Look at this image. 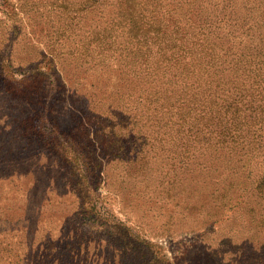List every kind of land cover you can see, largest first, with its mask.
Instances as JSON below:
<instances>
[{"label":"rangeland","instance_id":"1","mask_svg":"<svg viewBox=\"0 0 264 264\" xmlns=\"http://www.w3.org/2000/svg\"><path fill=\"white\" fill-rule=\"evenodd\" d=\"M81 1L0 0V51L10 55L0 61V264H264V150L191 143L188 155L183 142L139 126L137 76L62 49L65 6L81 11ZM262 1L166 3L184 21L208 13L225 42L230 34L236 46L264 47ZM109 12L73 13V23L84 16L82 31L66 34L65 48ZM175 27L167 22L166 33ZM41 58L43 68L56 65L28 102L11 92L13 80ZM77 133L71 146L83 154L98 214L73 174L66 136Z\"/></svg>","mask_w":264,"mask_h":264},{"label":"trees","instance_id":"2","mask_svg":"<svg viewBox=\"0 0 264 264\" xmlns=\"http://www.w3.org/2000/svg\"><path fill=\"white\" fill-rule=\"evenodd\" d=\"M80 5L81 11L79 6L77 11L65 6L67 14L59 31L62 49L82 63L122 67L135 74L139 79V126L153 127L156 133L152 134L161 139L183 142V146H188L184 154L188 155L195 144L199 149L237 143L243 151L264 150L260 141L264 127V47L252 43L236 46L230 34L225 42L226 35L208 26V13L197 21L188 18L186 22V17L177 12L180 6H171L166 0H84ZM110 7L115 11L112 16L109 12V17L91 27L90 36L83 40L82 32L73 49L65 48L69 37L66 34L76 37L82 31L84 16L73 23L74 14L104 13ZM3 13L11 19L17 17L8 9ZM172 21L181 35L178 29L166 33L165 26ZM9 57V53L0 51V61L7 62ZM43 59L37 61L35 68L26 70L20 81L13 80L17 83L10 84L17 88L11 91L14 95L31 102L42 93L56 65L54 58L48 59L43 68ZM3 68L1 65V72ZM77 135L82 138L78 133L66 136V144L74 153L73 174L85 200H91L89 210L98 214L90 199L94 194L83 168V154L71 146ZM49 136L54 138L50 133ZM139 136L143 138L146 133L139 130Z\"/></svg>","mask_w":264,"mask_h":264}]
</instances>
